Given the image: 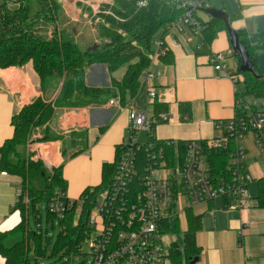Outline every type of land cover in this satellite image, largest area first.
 I'll list each match as a JSON object with an SVG mask.
<instances>
[{
  "label": "crops",
  "instance_id": "1",
  "mask_svg": "<svg viewBox=\"0 0 264 264\" xmlns=\"http://www.w3.org/2000/svg\"><path fill=\"white\" fill-rule=\"evenodd\" d=\"M205 8L221 9L227 14L230 27L241 32V39L253 49L254 63L264 69V49L257 48L264 30V0H205L203 9L196 14L206 22L212 16ZM59 11L57 25L64 36L84 48L99 43L98 26L102 23H95L89 6L65 0L60 2ZM164 43L171 62L160 59L150 66L153 72L159 73L153 80L156 92L162 95L158 103L167 112L168 121L154 127V137L186 142L205 140L221 133L224 129L217 124L233 115L235 92L232 78L224 76V71L214 70L211 55L231 49L229 35L220 30L207 45L203 36L184 39L169 33L164 36ZM225 64L226 72H238L240 63L234 54ZM125 71V66L110 72L105 64H91L84 72L85 84L90 88H107L114 94L110 91L102 103L72 107L60 102L61 80L51 79L41 88L32 61L0 69V146L12 136L11 117L23 105L37 96L51 102L52 116L32 130L30 141L21 148L34 161L37 155L44 158L48 169L62 163V178L67 182L65 196L78 199L85 188L101 182V166L113 161L115 148L127 140V107H148L142 85L133 97L125 91L122 99L113 88L111 80L119 82ZM112 97L119 98L123 106L120 110L107 104ZM246 99L256 106L264 104L253 97ZM44 136L48 139H43ZM241 144L244 166L255 177L248 186L252 195L250 208L225 209L223 201L215 199L192 210L200 215L201 222L194 235L200 250L195 264H264V207L258 206L257 201V180L264 176V149L258 146L252 134L246 135ZM82 148V152L71 156L70 153ZM19 187L17 175L0 176V232L8 231L20 221V212L13 208ZM0 264H5L1 255Z\"/></svg>",
  "mask_w": 264,
  "mask_h": 264
},
{
  "label": "trees",
  "instance_id": "2",
  "mask_svg": "<svg viewBox=\"0 0 264 264\" xmlns=\"http://www.w3.org/2000/svg\"><path fill=\"white\" fill-rule=\"evenodd\" d=\"M138 1L140 0H111V3L100 6V10H108L111 14L101 13L104 22L98 26L97 37L100 41L91 49L80 47L76 40L64 36L61 29H58L56 23L60 4L57 0H20L13 7L8 6L6 0H0V69L7 66L19 67L32 61L41 88H45L51 79L61 80L60 102L77 107L91 102L102 103L103 97L110 95V91L114 94V91L107 88L88 87L84 82L86 68L93 63H102L112 72L125 66L126 71L121 80L111 81L121 99L124 98L125 91L133 97L140 86L138 76L149 65L147 54L152 50L153 41L163 36L161 29L181 12L165 0H146V5L140 7L137 6ZM205 23L206 27L201 35L207 45L213 41L218 31H226L224 21L218 17H211ZM48 24H54L50 35L46 33ZM236 32L240 42L248 50V58L252 63V72H242L238 67V72L244 78L240 87L241 95L245 99L249 96L264 101V69H259L254 63L253 49L241 39L242 33ZM257 48L264 49V30L260 33ZM233 54L239 63L238 56L234 52ZM168 57L167 51L160 59L169 63L171 59ZM256 108L264 112V104L257 105ZM153 109L156 113L164 111L158 102L154 103ZM52 110L51 102H44L38 96L31 103L23 105L11 117L12 136L0 146V170L20 178V193L13 204V208L20 212V221L8 231L0 232V255L4 257L5 264H29L28 253L31 247L35 259L46 255L41 231H32L28 221L31 208L35 215L38 214L36 224L40 222L41 214L35 209L40 203L45 205L47 221L57 218L60 225L52 253H78L89 230L87 216L94 200L108 186L116 169L121 145L115 148L113 161L101 166V182L81 192L79 196L83 201L79 208L75 200L69 204L68 197L65 196V212L62 217L48 211V204L55 191L65 192L67 186L62 178V163L48 169L42 161H34L25 155L21 146L30 141L29 137L36 126L49 120ZM43 139H48V136ZM178 148L184 152L183 142L179 141ZM232 148L230 144L228 149ZM83 150L84 148L78 149L70 154L73 157ZM137 152L138 161H142L143 149ZM205 158L211 177H229L227 150L207 148ZM257 188L258 206L264 207V176L257 180ZM185 222L187 228L181 233V243L171 241L168 246L172 264H190L200 254L194 236L200 227V215L187 209ZM179 227V219L175 216L163 222L162 232L176 233ZM44 240L49 242L45 236Z\"/></svg>",
  "mask_w": 264,
  "mask_h": 264
},
{
  "label": "built area",
  "instance_id": "3",
  "mask_svg": "<svg viewBox=\"0 0 264 264\" xmlns=\"http://www.w3.org/2000/svg\"><path fill=\"white\" fill-rule=\"evenodd\" d=\"M19 1L6 0L10 7ZM57 1L60 4L65 0ZM71 1L89 6L95 23L104 22L101 13L111 14L108 10H100L103 3H111V0ZM165 1L181 12L161 29L163 36L153 41L152 50L147 54L149 65L138 76L147 94L148 107H127V140L121 143L116 169L108 186L97 194L87 216L89 230L84 238L87 246L84 253L89 256L88 264H172L169 245L166 249L162 244V225L166 219L177 216L180 221L183 216L185 220L187 209L194 210L215 199L223 201L225 209L242 211L250 208L252 195L248 186L255 177L244 166L241 141L252 134L258 146L264 149V112L241 95L239 84L244 80L243 75L225 71V61L233 55L231 49L211 55L214 70L224 71V76L232 78L235 92L233 115L217 124L224 131L205 140L183 142L184 152L179 151V140L154 137V127L167 122L168 116L165 111L156 113L153 109L162 95L156 92L153 80L159 73L153 72L150 65L159 63L160 56L167 52L164 43L166 34L174 33L189 39L192 35L202 36L206 27L205 21H201L196 14L203 9L205 0ZM145 5L144 0L137 2L139 7ZM107 104L118 110L123 107L117 97L110 98ZM139 133H144V141L138 138ZM230 144L232 149H228ZM207 148L227 150L228 178L211 177L205 158ZM142 149L143 158L138 161L137 151ZM37 156L35 160L45 165L46 160ZM7 174L0 170V176ZM19 193L18 189L17 195ZM64 199L65 192L56 190L48 204V211L62 217ZM68 201L70 204L73 199L68 198ZM75 201L79 208L83 199L79 197Z\"/></svg>",
  "mask_w": 264,
  "mask_h": 264
},
{
  "label": "rangeland",
  "instance_id": "4",
  "mask_svg": "<svg viewBox=\"0 0 264 264\" xmlns=\"http://www.w3.org/2000/svg\"><path fill=\"white\" fill-rule=\"evenodd\" d=\"M58 19H60V12L58 13ZM57 25V23H56ZM58 26V29L60 30V26ZM54 28V24H48L47 25V32L48 34L51 33V31ZM47 35V34H46ZM79 45H81L79 43ZM239 87H241V84H239ZM138 138H140L141 141L145 140L144 133H139ZM37 211L41 214L40 222L36 224L35 219L37 215L32 211L30 208L29 212V227L34 232H40L42 233V243L43 246L46 248L45 250V256L35 259V255L33 254V250L31 247V251H29V264H88L89 263V256L84 253L87 251V246L85 243V240L82 241L81 246L79 248V252L75 254H61L56 253L53 254V246L56 242V236L60 230V225H58L57 218L53 219V221H47V213L45 212V205L44 204H38L35 208ZM180 229L178 232L174 233H166L163 234L162 238V244L164 248L167 249V246L170 244L171 241H178L181 243V233L187 228V223L184 220V217H180ZM44 236L48 238L49 242L46 243L44 240Z\"/></svg>",
  "mask_w": 264,
  "mask_h": 264
},
{
  "label": "water",
  "instance_id": "5",
  "mask_svg": "<svg viewBox=\"0 0 264 264\" xmlns=\"http://www.w3.org/2000/svg\"><path fill=\"white\" fill-rule=\"evenodd\" d=\"M205 11L209 13L212 17L215 18L218 17L222 19V21H224L227 35H229L230 47L239 58L240 71L252 72V63L248 58V50L245 49V47L240 42L236 30L230 27L227 14L221 9H214V8H205ZM95 47H96V43H93L90 46L91 49H94ZM197 260H198V256H195L190 261V264H195Z\"/></svg>",
  "mask_w": 264,
  "mask_h": 264
},
{
  "label": "clouds",
  "instance_id": "6",
  "mask_svg": "<svg viewBox=\"0 0 264 264\" xmlns=\"http://www.w3.org/2000/svg\"><path fill=\"white\" fill-rule=\"evenodd\" d=\"M144 2L146 3V0H144Z\"/></svg>",
  "mask_w": 264,
  "mask_h": 264
}]
</instances>
